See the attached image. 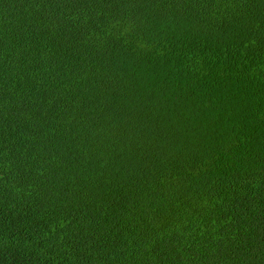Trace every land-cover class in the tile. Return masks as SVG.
I'll list each match as a JSON object with an SVG mask.
<instances>
[{"label":"trees","instance_id":"trees-1","mask_svg":"<svg viewBox=\"0 0 264 264\" xmlns=\"http://www.w3.org/2000/svg\"><path fill=\"white\" fill-rule=\"evenodd\" d=\"M0 264H264V0H0Z\"/></svg>","mask_w":264,"mask_h":264}]
</instances>
